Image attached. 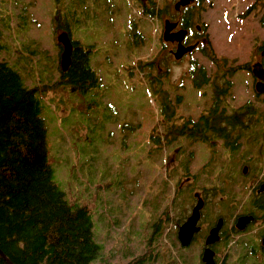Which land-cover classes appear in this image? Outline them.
Returning a JSON list of instances; mask_svg holds the SVG:
<instances>
[{
    "label": "rangeland",
    "instance_id": "obj_1",
    "mask_svg": "<svg viewBox=\"0 0 264 264\" xmlns=\"http://www.w3.org/2000/svg\"><path fill=\"white\" fill-rule=\"evenodd\" d=\"M254 1L195 0L191 5L195 25H204L213 50L227 56L229 64L233 58L237 63L261 59L264 4L242 15ZM159 2L166 13L158 19L144 14L135 0H0L6 44L0 57L19 69L27 85L52 84L59 77L60 30L54 33L58 6V22L72 9L67 14L71 37L94 44L91 59L99 83L87 91L51 88L43 96L42 111L54 180L70 203L91 209L93 236L102 248L93 264H201V242L219 216L225 217V231L221 244L217 242V263L224 264L225 256L233 260L236 249L250 248L264 232V211L255 203L259 193L254 194L264 177V103H254L259 112L241 130L235 150L225 149L222 139L213 138L209 145L169 133L172 123L197 120L212 106L213 94L210 84L200 89L192 85L190 58L178 61L170 53V41L161 45L165 18L185 12L175 10L174 0ZM155 58L164 73L157 79L154 61V67L146 65ZM191 58L203 63L220 87L232 79L223 99L228 112L257 99L250 71L242 68L225 76L203 54L195 52ZM181 79L185 86H178ZM166 91L176 112L171 121L164 119ZM245 165L249 168L244 173ZM187 173L194 180L179 186ZM197 190L206 199L202 230L190 246L181 248L178 227L191 214ZM247 212L257 220L244 230H233L238 215ZM230 259L228 264H264V251Z\"/></svg>",
    "mask_w": 264,
    "mask_h": 264
},
{
    "label": "trees",
    "instance_id": "obj_2",
    "mask_svg": "<svg viewBox=\"0 0 264 264\" xmlns=\"http://www.w3.org/2000/svg\"><path fill=\"white\" fill-rule=\"evenodd\" d=\"M135 1L144 14L162 18L166 13L159 0ZM201 1L198 0V3L201 4ZM259 4H264V0L252 2L242 15H248ZM67 11L65 21L58 22L62 19V11L57 7L54 33L67 30L72 35L67 17L72 9L67 8ZM183 11L185 13L179 16L181 24L195 31L196 17L192 6H186ZM72 41V62L66 71L60 68L59 77L52 84L27 85L19 69L0 57V248L12 261L10 263L0 254V264H93L102 249L93 236L90 207L70 203L63 188L54 180L55 170L48 155V128L42 114L43 96L47 90L72 87L87 91L100 81L91 59L94 44L83 45L79 39L73 38ZM57 44L61 46L59 42ZM161 45H165V42H161ZM5 47L0 29V52ZM262 48L264 44L259 49ZM205 52L225 76L232 77L238 69L250 67L251 60L237 63L233 58L235 61L229 64V58L217 55L211 44ZM140 59L138 61L141 62ZM157 63L156 58L146 61V65L151 64L157 70V74L153 75L156 79L164 74ZM214 79L217 82V78ZM231 81L226 80L219 95L216 93L212 109L203 112L197 120L187 119L181 127L172 123L168 132L201 138L208 135L209 141L213 138L225 139L224 147L237 149L240 134L234 133L244 126L238 123L244 122L245 117L255 120L256 115L255 112L245 111L244 106L227 111L223 97L228 95ZM193 82L197 87L205 84V71L200 70L199 77L194 78ZM165 94L164 119L171 121L176 112L172 98L167 91ZM176 99H181V96L178 95ZM255 203L264 211V193L258 195ZM122 264H134V261Z\"/></svg>",
    "mask_w": 264,
    "mask_h": 264
},
{
    "label": "flooded vegetation",
    "instance_id": "obj_3",
    "mask_svg": "<svg viewBox=\"0 0 264 264\" xmlns=\"http://www.w3.org/2000/svg\"><path fill=\"white\" fill-rule=\"evenodd\" d=\"M177 0H174V8H175V2H176ZM193 3H190L189 5L191 6ZM189 5H185V6H181V8L180 9H176L175 8V10H177V11H180V12H182V9L183 8H185L186 6H189ZM173 20H175V21H177L178 22V24H177V26L175 27V29L174 30H177V29H179V28H181V27H184L182 24H181V18L180 17H178V18H176V19H173ZM187 29H188V32H187V34L185 35V37H184V39H183V42L185 43V44H191V43H197V45H196V47L192 50V51H189V52H187L186 54H184V56H182L180 59H176L175 57H174V54H173V51L176 49V47H177V44H178V42L177 41H170V43L172 44V48H170V53L172 54V56L176 59V60H181V59H189L190 60V67H189V69L187 70V74H189V76L191 77V80H192V85L194 86V87H197L196 85H195V83L193 82L194 81V78H197V77H199V71L200 70H203V71H205V73H206V79H207V82L205 83V84H203L201 87H205V86H207L208 84H210L211 85V90H212V99L214 100V98H215V96H216V93L219 95V91L221 90V89H223V86H224V84H222V86L220 87V85L219 84H217V82H215V79H213L212 77H211V75H209L208 74V72H207V69H206V67H205V65L203 64V63H200V62H198V59H196V58H191V54H193V53H195V52H199V53H201V54H203L206 58H208L213 64H214V61L211 59V58H209L207 55H206V52H205V50L206 49H209V45H210V42H209V38H208V35H207V32H206V30H205V28H204V25H201V24H196V28H195V31H193L192 29H190V28H188L187 27ZM164 42H166V41H164ZM263 49V48H262ZM262 49L260 50V54H261V51H262ZM259 61H261L262 62V64H263V66H264V55H262L261 54V59L259 60ZM256 62V61H255ZM255 62H253V63H250V67L249 68H246V70H248V71H250L251 73H252V75H253V77H252V80H253V82H252V90H253V92H254V95H255V98H257L255 101H252L251 99H247L243 104H241V105H239L238 107H242V106H244L245 108V111H247V110H249V111H251V113H254L255 112V115L259 112L258 111V109L256 108V106H255V102H263L264 103V91H259L258 89H257V82H258V80H259V78L258 77H256L255 75H254V73H253V69H252V67H253V64L255 63ZM183 81L184 80H180V83L178 84V86H185V84L183 83ZM201 87H198L199 89L201 88ZM203 93V92H202ZM181 97H182V95H180ZM223 97V96H222ZM223 99H224V97H223ZM213 105V104H212ZM223 105H220V107H222ZM212 107L213 106H209V107H207V108H205L204 110H202L201 111V113H200V115L203 113V112H208L210 109H212ZM221 109V108H220ZM199 115V116H200ZM263 117V116H262ZM263 119H264V117H263ZM194 120V119H193ZM245 121L244 122H239L238 123V125H244L243 126V128H241V129H236L235 130V133L234 134H240V137L242 136V134H243V132L241 131L242 129H244L245 127H249L250 125H251V122L253 121H251V120H249L248 118H246L245 117V119H244ZM184 123V122H183ZM183 123H181L179 126L181 127L182 125H183ZM190 126H192V124H190ZM207 133V132H206ZM174 134H175V136H179V137H185V138H187V137H189V138H191V139H194V140H192V141H196V142H204L205 144H212V142L214 141V139H211L210 141H209V139H207V136L208 135H206V138L205 137H203V138H201V137H199V136H197V135H187V134H185V133H180V134H178L177 132H174L173 133V136H174ZM177 134V135H176ZM239 137V138H240ZM222 143H224V141H225V139H222ZM225 148H230L229 146L228 147H226L225 146ZM176 154V149L175 150H173L172 151V153H171V160H174V158H175V155ZM180 155H182V153H180ZM249 167V166H248ZM192 180H194V176L193 175H191V174H185V176L180 180V185L179 186H183V185H185L186 183H191L192 182ZM264 182V177L262 178V180H260L255 186H254V193L256 194V193H264V191H259V189H260V186H261V184ZM202 197L204 200H205V203H204V206H205V204H206V199H205V197L203 196V194H202V192L201 191H199V190H197V191H194V195H193V198L196 200V202H197V200H198V197ZM204 206L202 207V209L204 208ZM202 209H201V217H202ZM264 213V212H263ZM243 214H251L250 212H247V213H243ZM240 215H242V214H239L238 216H240ZM254 215V219L247 225V226H249V225H251V223H253L255 220H257V217H256V215L255 214H253ZM201 217H200V220H201ZM220 217H223V216H219L217 219H219ZM238 218V217H237ZM223 219H224V223H225V217H223ZM200 220H199V225L201 226V229L197 232V233H195V235H194V237H193V239H192V241H191V243L189 244V245H187V246H183L182 244H181V242H180V240H179V237H178V232H177V238H178V241L180 242V244H181V248H186V247H188V246H190L192 243H193V240H194V238L196 239V236H197V234H199L200 233V231L202 230V224L200 223ZM217 222V221H216ZM216 222L215 223H213L212 225H210L209 227H208V230H207V233H209V230L216 224ZM236 222H237V220H235V223H233V226H232V229L233 230H239L238 228H237V226H236ZM183 223V222H182ZM181 223V224H182ZM224 223H223V226H222V228H221V231H220V234H221V238L218 240V241H216L215 243H213L212 245H211V248L215 251V259H216V264H219V263H217V261H218V256H219V245L221 244L220 242L223 240V235H224ZM180 224V225H181ZM180 225H179V227H180ZM247 226H246V228H247ZM178 227V228H179ZM245 228V229H246ZM179 230V229H178ZM244 230V229H243ZM207 235L208 234H206V237H207ZM206 237L204 238V241H203V243L201 242V246H202V252L199 254V258H200V263L201 264H204V262H203V260H202V253H203V251H204V249L206 248V243H205V241H206ZM264 237V232H263V235H262V237H261V239L260 240H258V241H255V243L254 244H250V248H248V249H240V248H238V249H236L235 250V254L233 255V257H234V259L233 260H231L230 259V255H227V256H225L224 257V259L226 260L225 262H224V260H223V262H224V264H228V260L230 259L231 261H233V262H235L236 260L237 261H239V259L241 258V255L245 252V253H247L248 251H253V252H256L258 249H259V252L260 251H264V244L262 243V238ZM240 241L241 240H237L236 241V243L235 244H240ZM217 242L219 243V245L217 246ZM257 242V243H256ZM246 244V243H245ZM245 244H243V245H245ZM242 245V244H241ZM255 246V247H257V250H252L251 249V246ZM240 246V245H239Z\"/></svg>",
    "mask_w": 264,
    "mask_h": 264
},
{
    "label": "water",
    "instance_id": "obj_4",
    "mask_svg": "<svg viewBox=\"0 0 264 264\" xmlns=\"http://www.w3.org/2000/svg\"><path fill=\"white\" fill-rule=\"evenodd\" d=\"M195 0H177L175 2V8L180 9L181 6L189 5ZM178 22L170 18H165L164 28L162 33V38L164 41H177V47L173 51L174 57L180 59L184 54L192 51L197 43L185 44L183 39L188 32V29L181 27L174 30ZM57 41L61 44L62 51L60 56V67L63 71H66L72 62V52H73V41L67 30H60L57 33ZM264 55V49L261 51ZM253 73L259 78L257 82V89L259 91H264V66L261 61H256L253 64ZM248 166L243 167V172H247ZM259 191H264V182L261 184ZM205 200L202 197H198L197 202L192 208L191 214L187 219L180 225L178 230V237L183 246H187L191 243L195 233H197L201 226L199 225V220L201 217V209L204 206ZM254 219L253 214H242L238 216L236 226L239 230H243L246 226ZM224 219L220 217L216 224L209 230L206 237V248L202 253V260L204 264H216L215 251L211 248V245L221 238V228L223 226ZM262 243L264 244V237L262 238ZM0 254H2L10 263L12 261L8 258L6 253L0 248ZM174 264V263H170Z\"/></svg>",
    "mask_w": 264,
    "mask_h": 264
}]
</instances>
